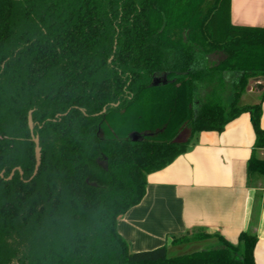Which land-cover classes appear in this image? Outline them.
I'll use <instances>...</instances> for the list:
<instances>
[{
	"label": "trees",
	"instance_id": "trees-1",
	"mask_svg": "<svg viewBox=\"0 0 264 264\" xmlns=\"http://www.w3.org/2000/svg\"><path fill=\"white\" fill-rule=\"evenodd\" d=\"M231 2L0 0V173L23 171L0 177V264H256L255 234L173 237L216 244L171 257L130 252L117 229L147 176L200 132L249 113L264 148V83L258 102L241 101L264 82V27L233 24ZM248 172L264 176V160L252 154Z\"/></svg>",
	"mask_w": 264,
	"mask_h": 264
},
{
	"label": "crops",
	"instance_id": "crops-1",
	"mask_svg": "<svg viewBox=\"0 0 264 264\" xmlns=\"http://www.w3.org/2000/svg\"><path fill=\"white\" fill-rule=\"evenodd\" d=\"M231 20L236 25L264 27V0H232ZM263 83L254 82L259 96ZM261 126L264 129V102ZM255 140L250 115L244 113L223 132H200L186 153L149 174L143 200L117 222L130 252L162 246L171 252L173 237L200 232L236 244L239 235L247 232L258 238L256 264H264V176L248 172L252 154L264 160V148L254 150ZM196 244L210 247L216 241Z\"/></svg>",
	"mask_w": 264,
	"mask_h": 264
},
{
	"label": "rangeland",
	"instance_id": "rangeland-1",
	"mask_svg": "<svg viewBox=\"0 0 264 264\" xmlns=\"http://www.w3.org/2000/svg\"><path fill=\"white\" fill-rule=\"evenodd\" d=\"M222 58H223L222 55L220 57L219 56L213 57V59H215L216 61H219ZM252 85H250L249 88L247 89V91L245 92V94H243V96L241 98L242 103L254 104V103L259 101V94H256V91L258 90V85L256 86V85H254V83ZM251 88H253V90ZM250 90H252V91H250ZM208 91H206V92L204 91V94L207 93ZM220 99L226 104H228L231 101L232 94H231L230 86L228 84L226 85L225 88H223V91L220 93ZM192 245H194V246L189 247V248L187 247L186 244L175 245V246H173V248L170 252V256L171 257L181 256V255L193 252L195 250L207 248V247H198L197 244H196L197 246H195V242Z\"/></svg>",
	"mask_w": 264,
	"mask_h": 264
},
{
	"label": "water",
	"instance_id": "water-1",
	"mask_svg": "<svg viewBox=\"0 0 264 264\" xmlns=\"http://www.w3.org/2000/svg\"><path fill=\"white\" fill-rule=\"evenodd\" d=\"M106 110H107V108L105 107L102 112L105 113ZM28 125H29V129H30V132H31L32 140H33V142L35 144V160H36V163H35L34 174L31 177V179H32L38 173L39 168L41 166V162H42V147L40 146V138H39V135L38 134H35V132H34V130H35V123L33 121V110L29 111V114H28ZM135 140H136V138H135ZM104 165H106V162H104ZM18 169L22 173L21 169L20 168H18ZM14 172L15 171H12L9 179L12 178V176L14 175ZM4 173H5V171H2L0 173V177L1 178H4Z\"/></svg>",
	"mask_w": 264,
	"mask_h": 264
},
{
	"label": "flooded vegetation",
	"instance_id": "flooded-vegetation-1",
	"mask_svg": "<svg viewBox=\"0 0 264 264\" xmlns=\"http://www.w3.org/2000/svg\"><path fill=\"white\" fill-rule=\"evenodd\" d=\"M58 116H61V115L59 114ZM34 123H35V122H34ZM35 127H36V123H35ZM39 138H40V137H39ZM104 162H105V161H101L100 163H101L103 166L107 167V163H106V165H104ZM18 168L21 169V167L18 166V167H15V168L12 170V171H15V172H14V175L12 176L11 179H9V177H10L12 171H11V173H10L7 177H5V173H4V178H5L6 180H12V179L14 178L16 172L19 171ZM3 171H5V170H3ZM21 171H22V169H21ZM19 172H20V171H19ZM20 174H21V177H23V171H22V173L20 172ZM15 263H16V262L14 261V264H15Z\"/></svg>",
	"mask_w": 264,
	"mask_h": 264
}]
</instances>
